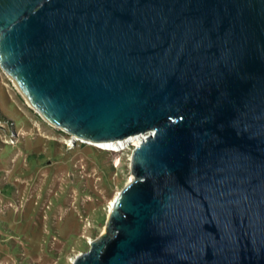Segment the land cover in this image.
<instances>
[{"label":"water","instance_id":"1","mask_svg":"<svg viewBox=\"0 0 264 264\" xmlns=\"http://www.w3.org/2000/svg\"><path fill=\"white\" fill-rule=\"evenodd\" d=\"M0 66L77 140L151 132L73 264H264V0H0Z\"/></svg>","mask_w":264,"mask_h":264},{"label":"rangeland","instance_id":"2","mask_svg":"<svg viewBox=\"0 0 264 264\" xmlns=\"http://www.w3.org/2000/svg\"><path fill=\"white\" fill-rule=\"evenodd\" d=\"M73 137L0 66V264H73L106 230L112 199L135 178L132 151Z\"/></svg>","mask_w":264,"mask_h":264},{"label":"bare ground","instance_id":"3","mask_svg":"<svg viewBox=\"0 0 264 264\" xmlns=\"http://www.w3.org/2000/svg\"><path fill=\"white\" fill-rule=\"evenodd\" d=\"M78 139H80V138H78ZM73 140H77V138L76 137H73ZM95 144L97 146L101 147V148L111 149V150H114V151H118V150L124 149L127 146V141L123 139V140H117V141L97 142ZM116 197L113 198L112 201H111V203H110V207L111 208L113 207V204L115 202Z\"/></svg>","mask_w":264,"mask_h":264},{"label":"built area","instance_id":"4","mask_svg":"<svg viewBox=\"0 0 264 264\" xmlns=\"http://www.w3.org/2000/svg\"><path fill=\"white\" fill-rule=\"evenodd\" d=\"M150 133L151 132H149V131L148 132H143V134L142 133H138L136 135H132V136L124 139V140L127 141V146L125 148L133 151V146L140 144L142 142V140L146 139ZM75 141L76 140H74V142ZM79 141H81V140H79Z\"/></svg>","mask_w":264,"mask_h":264}]
</instances>
